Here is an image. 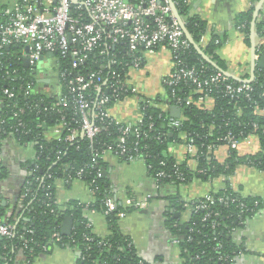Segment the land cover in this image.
Wrapping results in <instances>:
<instances>
[{
	"label": "trees",
	"instance_id": "trees-1",
	"mask_svg": "<svg viewBox=\"0 0 264 264\" xmlns=\"http://www.w3.org/2000/svg\"><path fill=\"white\" fill-rule=\"evenodd\" d=\"M173 1L189 33L196 42H199L205 32L204 20L198 15L191 14L187 0ZM252 15L253 7L248 12L242 13L238 20V27L249 45L251 44ZM3 20L4 17L1 21ZM216 38L219 37H213L205 52L222 68L226 69L216 54L217 47L220 45ZM262 38H264V14L256 22V53L260 57L264 56V46L260 44ZM21 50V46L16 43L0 49L5 54L0 62V138L14 132L11 135L19 142H33L38 150V155L29 169L32 174L28 177V182L23 191L26 192V187L30 188L24 197L25 215L29 219L17 223L14 237L0 238V264H13L12 258H14L17 249H22L28 260H33L41 254L51 252L56 246L68 247L78 251L81 264H138L143 259L139 256L132 239L120 230L117 215V212L121 210L128 211L133 208H125L118 203L116 212L105 214L111 234L107 237H99L93 233L90 225H88V220L83 211L84 205L79 204L78 201H73L70 208L66 210H60L56 205L55 179L59 177L64 179V174L67 175L70 172L74 174L81 167L85 170L90 169L91 164L104 167L105 156L95 157L93 148L86 138L79 136L74 141L64 142L45 136L44 132H48L51 127L62 124L61 116L63 114L67 115L66 120L68 121V127L64 128V135L68 132L67 128L76 126L79 122V113H75L72 108L61 107L60 112L52 111L50 113L44 110L45 107L54 102V94L57 95L59 91H66L65 86H60L59 75L64 70H71V57L58 56L57 64H51L52 73L44 68L45 74L56 76L59 87L57 92L54 91L55 93H53L50 90L40 88L37 82L39 71L30 74L27 65L17 59ZM182 58L190 66L206 65L207 73L220 72L204 61L193 45H190L182 53ZM145 64H147L146 56ZM127 72L128 87L132 89L133 86L129 82L130 68L128 67H126L123 75ZM241 78H247V75H242ZM230 81L235 84L240 82L232 78ZM29 82L33 84L29 89V94L25 95L24 92ZM251 86L253 90L248 95L242 94L235 98H230L223 91L215 90L211 93L214 101V108L211 110L205 108L198 101L199 93L192 92L190 85L180 84L175 90L176 96L172 94V88L166 86L167 99L170 104H175L176 98L179 96L183 99L181 104L182 117L179 118L182 124L178 128L169 124L171 116L159 106L163 100L162 97L154 100L142 99L139 107L143 114V129L148 132V137L138 140L140 148H143L144 143L148 144L149 148L145 150L144 162L152 176L154 177L159 171L165 170L173 174V177L163 179L161 184L179 185L189 183L195 177L211 180L223 175H232L240 162L264 170L263 67L256 68ZM6 87L14 91L15 95L12 99L3 95V89ZM128 94L131 96L134 92L130 91ZM114 104L115 101H112L109 106L113 107ZM15 112L18 113L17 116H15ZM255 123H257V127H254ZM149 124L152 126L150 127ZM118 127L119 124L116 123L115 119H111L103 125L97 149L102 145L101 143H109L117 138L119 135ZM23 130H30V133H24ZM228 132L237 138L256 135L259 138L260 151L240 155L238 149H230L227 160L224 163H219L214 155L209 153L206 146L214 142L224 144L222 141H218V138ZM182 134L192 135L196 139L198 158L195 170H191L185 161H178L169 153L170 143L180 139L179 136ZM36 135L38 139H34ZM162 161H165V165L161 164ZM201 169L203 171H200ZM177 170L184 173L183 180L174 176V172ZM86 171L85 180L91 182V173L89 170ZM5 173L6 170L0 163V177H3ZM48 174H53L55 178L49 179ZM33 175L39 179H34ZM226 183L223 188L212 192L215 201L210 203L208 211L212 214L207 220H203L205 210L193 212L192 217L187 221L182 220L180 215L175 216L176 213L180 214L184 210V206L179 195L173 197L176 205L173 211L171 209L168 211V226L175 238L178 239L181 250L182 261L177 264H221L218 260L220 253L215 249L217 241H221L223 244L221 254L235 258L239 253L240 246L234 241L233 232L230 230L233 227L238 229L244 227L261 205L255 206V199L243 197L231 186L229 180ZM97 184L99 189L90 208L104 212L103 200L107 195L112 194L109 192V183L105 177H100ZM48 185L51 186L49 189L47 188ZM234 196L237 200L233 202L231 197ZM218 197H224V202H220ZM198 201L195 200L193 203H198ZM240 202H244L249 208L241 213L243 223L238 220V214L241 212ZM214 212H219V215H213ZM5 215L4 209L0 206V219L6 223H12L11 219H4ZM67 216H71L74 220L70 235L62 233V222ZM213 223H216L215 228L212 227ZM86 236H91L92 240H86ZM25 239H31V241L25 245ZM197 255L199 258H196Z\"/></svg>",
	"mask_w": 264,
	"mask_h": 264
},
{
	"label": "built area",
	"instance_id": "built-area-1",
	"mask_svg": "<svg viewBox=\"0 0 264 264\" xmlns=\"http://www.w3.org/2000/svg\"><path fill=\"white\" fill-rule=\"evenodd\" d=\"M15 43L22 48L17 59L27 65L30 74L37 73L39 61L43 56L53 54L47 56L46 62L50 64H57L58 56L71 57V70H64L59 75L60 86H65L66 91L54 94V102L44 110L50 113L60 112L61 107L72 108L75 113H79L78 125L67 128L68 132L64 135V128L68 127V121L67 115L63 114L62 124L55 125L44 133L50 139L64 142L74 141L79 136L86 138L93 148L95 157L112 153L126 160L144 161L145 150L149 147L147 143H144L143 148H140L138 140L148 137V132L143 129V114L133 121H119L113 116L112 107L109 104L115 101L114 106L120 105L121 101H126L130 97L128 94L130 91L135 93L134 88L128 87V72L124 75L123 72L126 67L131 69L145 65V54H153L160 48L171 50L174 68L165 75L163 81L166 86L172 88L174 96L180 84L190 85L192 92L199 93L198 101L201 104L208 98L213 100L211 93L215 90L223 91L230 98L239 97L242 94L248 95L253 90L252 82L240 81L239 84H235L222 72L207 73V67L204 64L200 66L186 64L182 53L190 47L191 43L172 11L170 0H14L12 7L6 11L4 20L0 22V49ZM260 44H262L261 40ZM3 55L5 56L4 52L0 51V62ZM259 58L260 56L256 53V60ZM237 76L240 77V75ZM32 84V82L27 84L25 95L29 94ZM95 93H97L96 97H94ZM3 95L12 99L15 93L6 87L3 89ZM186 99L188 101V98ZM176 101L174 105L181 109L182 97H177ZM14 114L17 116L18 113ZM111 119H115L119 124V135L112 142L101 143L102 145L97 149L103 125ZM169 124L178 128L182 122L180 119L170 118ZM149 125L152 126V124ZM254 127H257V123ZM23 132L30 133V130H23ZM251 136L237 138L228 132L220 136L218 141L227 144L230 149H238L242 143H251ZM34 139H38L37 135ZM186 139L187 156L197 161L196 139L188 134ZM218 145L221 144L214 142L206 147L213 155V150ZM161 164L165 165V161ZM86 170L91 173V182L88 183L96 196L99 189L97 180L103 176V167L91 164L90 169ZM86 170L81 167L74 174L71 172L64 174V179L66 182L78 178L85 180ZM31 174L32 171H29L26 184ZM174 176L180 180L184 179V173L179 170L174 172ZM47 177L55 178L53 174H48ZM171 177L173 174L161 170L154 179L157 186H161L163 179ZM220 177L226 186L230 175ZM33 178L39 179L34 175ZM50 187V185L47 186L48 189ZM25 189L23 198L30 191V188ZM150 198L148 196L140 201L129 200L127 204L133 209L145 208ZM218 200L224 202V197H218ZM236 200L235 196L231 197V201ZM94 201L80 204L90 208ZM214 201L212 193L200 199L198 203L182 200L184 210L189 213V217L184 221L189 220L193 212L198 210L206 211L203 220H207L212 214L208 211L210 203ZM103 203L104 214L117 211L118 202L112 195H107ZM259 204V200L254 201L255 206ZM239 206L241 212L238 214V220L243 223L241 213L249 208L244 202H240ZM127 212L121 210L117 212V215L125 217ZM213 215H219V212H214ZM215 226L216 223H213L212 227L215 228ZM237 230L238 228L233 227L230 231L234 233ZM15 235L16 223H6L0 219V238H11ZM86 240H92V237L86 236ZM29 241L31 239H25V245ZM175 241L179 244L178 239L175 238ZM222 248V242L217 241L215 249L220 253L219 262L231 264L234 258L221 254ZM196 258H199V255ZM181 261L180 257L179 263ZM138 264H145V262L140 260Z\"/></svg>",
	"mask_w": 264,
	"mask_h": 264
},
{
	"label": "crops",
	"instance_id": "crops-1",
	"mask_svg": "<svg viewBox=\"0 0 264 264\" xmlns=\"http://www.w3.org/2000/svg\"><path fill=\"white\" fill-rule=\"evenodd\" d=\"M13 1L0 0V22L6 11L12 7ZM258 2L259 0H188L191 14L200 16L205 22V32L197 43L205 51L213 37L218 36L216 41L220 42V45L216 54L226 66V70L240 77L247 75L245 79L251 77L252 48L238 27V20L242 13L248 12L252 7L254 13ZM263 14L264 3L257 19ZM261 43L264 46V38ZM145 56L147 64L144 67L130 69V83L138 89L139 98L154 100L162 97L159 106L171 116L170 107L174 104H170L167 99L163 79L174 68L172 52L168 48H160ZM44 68L50 73L53 71L51 64L46 61ZM37 82L41 89L53 93L57 92L59 87L53 74L43 72ZM136 92L135 89L134 96L111 108L113 116L119 121H133L141 116L139 103L142 98L139 100ZM202 104L209 110L214 108L212 99L208 98ZM179 138L170 143L169 153L178 161H185L191 170H195L197 162L186 153V134L180 135ZM250 141L251 143H242L239 146L240 155L253 154L260 150L259 138L256 135H252ZM229 154L230 147L227 144L218 145L213 150V155L219 163H224ZM37 155L38 150L33 142H19L11 133L0 138V163L6 170L5 175L0 177V206L6 214L4 219H11L13 224L29 219L25 215L23 191L29 169ZM104 161L103 177L109 183V192L119 204L128 208L129 200L140 201L151 197L147 207L128 210L125 217H119L122 233L132 239L144 261L150 264L179 263L180 246L168 226V211H173L176 205L173 197L179 195L182 200H200L224 187L221 177L211 180L195 177L186 184L169 183L157 186L144 161L126 160L112 153L106 154ZM229 180L232 187L243 197L259 200L261 205L246 225L233 233L234 241L240 246V253L231 264H264V170L240 162ZM95 197L86 180L78 178L66 182L63 177L55 179V203L60 210L70 208L73 201H78L79 204L88 203L94 201ZM145 209L147 211H143ZM83 211L94 234L99 237L111 234L103 211L85 207ZM178 215L182 220L189 217L187 210ZM15 252L13 264H81L79 252L68 247L56 246L51 252L41 254L33 260H28L22 249Z\"/></svg>",
	"mask_w": 264,
	"mask_h": 264
},
{
	"label": "water",
	"instance_id": "water-1",
	"mask_svg": "<svg viewBox=\"0 0 264 264\" xmlns=\"http://www.w3.org/2000/svg\"><path fill=\"white\" fill-rule=\"evenodd\" d=\"M263 3H264V0H259L257 5L255 6V10H254L253 17L251 20V33H250L251 48H252L251 77L248 79H245V78H241V77L233 74L232 72L222 68L216 61H214L204 51V49L194 40L192 35L189 33V31L185 25V22H184L183 18L181 17L174 1L170 0L172 11H173L175 17L178 19L179 23L181 24L187 39L189 40L191 45H193L195 50L200 54V56L203 58V60L208 62L210 65H212L214 68L218 69L220 72L227 75L228 77L235 79V80H238V81H241V82L243 81V82H248V83H251L254 80L256 68L264 66V56L261 58V60L259 62L256 60V22H257V18H258V15L260 13V10L262 8ZM49 55L52 56L53 54L51 53V54H48L47 56H49ZM170 110H171V116H173L175 118L181 117V109L179 107H177L176 105H171ZM143 211H147V210L145 209ZM175 216H178V214L176 213ZM73 222H74V220L71 216L65 217V219L62 223V233L63 234H65V235L71 234ZM16 225H17V223H16Z\"/></svg>",
	"mask_w": 264,
	"mask_h": 264
},
{
	"label": "rangeland",
	"instance_id": "rangeland-1",
	"mask_svg": "<svg viewBox=\"0 0 264 264\" xmlns=\"http://www.w3.org/2000/svg\"><path fill=\"white\" fill-rule=\"evenodd\" d=\"M46 60H48V57H47V56H43V57L41 58V60L39 61V64H38L39 75L42 74L43 71H44V63H45ZM131 79H132V78L129 79V82L131 81ZM133 87L137 90L136 94L138 95V99H139V100H140L141 98H142V99H147V97H145V98H144V97H140V98H139L140 95H139V91H138V89H137L135 86H133ZM136 94H135V95H136ZM132 96H134V94L131 95L130 97H132ZM130 97H129V98H130Z\"/></svg>",
	"mask_w": 264,
	"mask_h": 264
}]
</instances>
